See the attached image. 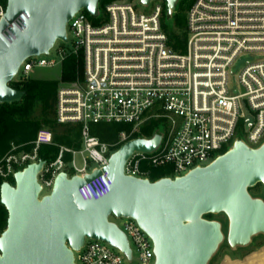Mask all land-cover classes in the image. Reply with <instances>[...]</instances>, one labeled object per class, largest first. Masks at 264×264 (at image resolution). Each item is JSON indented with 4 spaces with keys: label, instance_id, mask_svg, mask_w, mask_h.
<instances>
[{
    "label": "built area",
    "instance_id": "1",
    "mask_svg": "<svg viewBox=\"0 0 264 264\" xmlns=\"http://www.w3.org/2000/svg\"><path fill=\"white\" fill-rule=\"evenodd\" d=\"M162 11V3L147 13L134 1L122 0L99 11L98 24L84 9L69 21L72 45L69 51L59 49V67L74 55L82 58L83 74L71 85H60L57 120L82 124V146L61 147L57 159L45 163L38 175L40 196L46 188L53 189L62 171L69 177L84 176L93 170L91 163L106 167L111 155L138 138L135 133L152 119L164 121L156 131L162 134L161 143L151 153L134 152L125 164L126 175L150 179L151 168L168 167L169 177L176 178L209 165L237 140L252 148L264 143V0H195L187 11L185 52L170 49ZM4 12L0 3V18ZM28 18L21 13L2 35L14 41V28L25 30ZM49 54L26 59L17 80L30 78L35 69L55 68L56 60L43 58ZM245 56L253 60L236 73V63ZM114 122L131 124L133 129L120 133L111 144L91 134V124ZM53 142L51 130L39 129L31 152H12L0 159V176L8 181L18 170L38 162L40 147ZM65 152L72 153L70 162L64 161ZM77 155L82 156V167L76 164ZM111 185L103 172L79 193L84 200H98ZM119 227L128 238L132 258L110 243L87 239L75 252V262L131 264L137 256L135 264H155L153 241L137 221L125 218Z\"/></svg>",
    "mask_w": 264,
    "mask_h": 264
},
{
    "label": "water",
    "instance_id": "2",
    "mask_svg": "<svg viewBox=\"0 0 264 264\" xmlns=\"http://www.w3.org/2000/svg\"><path fill=\"white\" fill-rule=\"evenodd\" d=\"M101 0H7L0 18V103L20 102L25 95L11 86L23 62L31 56L49 54L57 41L68 43L67 26L80 10L99 14ZM154 0H140L148 6ZM172 15L178 0H165ZM28 15L26 28H14L9 42L3 30L17 16ZM162 134L135 138L123 144L103 169L69 177L62 171L49 194L40 196L38 175L45 161L30 163L14 174V183L4 181L1 203L8 211L7 227L0 235V264H77L87 239L100 240L132 251L124 231L112 218H132L154 244L155 264H209L222 243L244 247L264 234V198L250 189L264 188V143L252 148L242 140L212 163L186 175L158 180L125 174V164L134 152L155 151ZM107 172L110 192L98 200H84L79 189ZM225 214L223 223L206 216Z\"/></svg>",
    "mask_w": 264,
    "mask_h": 264
},
{
    "label": "trees",
    "instance_id": "3",
    "mask_svg": "<svg viewBox=\"0 0 264 264\" xmlns=\"http://www.w3.org/2000/svg\"><path fill=\"white\" fill-rule=\"evenodd\" d=\"M122 0H101L100 12L109 3ZM195 0H178L176 10L172 15L167 14L165 0H162L163 11L161 24L168 36L170 49L176 52H185L188 41L187 31V11ZM5 7L7 0H0ZM96 24L100 23L101 16L93 18ZM83 74V61L74 55L67 56L63 63L59 78L38 79L27 78L14 80L11 86L25 92L20 102L0 103V159L9 153L31 152L34 148V140L37 132L41 128H47L53 133V144L42 145L39 149V158L46 163L57 159L61 147L72 150H79L82 146V124L81 123H59L57 120V97L62 83L75 82ZM164 125L162 119H152L147 121L135 133V137L151 138L157 129ZM133 129L127 123H97L91 124L90 130L93 136L98 137L104 143H115L122 132L130 133ZM16 148L13 150V148ZM63 159L65 162L72 160V153L65 152ZM168 167L151 168L150 179L155 181L164 177H169ZM9 182L14 183V178L10 177ZM4 182L0 176V235L7 227L8 211L1 203V186ZM263 187L262 184L250 189ZM253 194V193H252ZM255 197L264 198V192ZM211 219L212 214L206 216Z\"/></svg>",
    "mask_w": 264,
    "mask_h": 264
},
{
    "label": "rangeland",
    "instance_id": "4",
    "mask_svg": "<svg viewBox=\"0 0 264 264\" xmlns=\"http://www.w3.org/2000/svg\"><path fill=\"white\" fill-rule=\"evenodd\" d=\"M130 1H134L138 5V8L140 10L145 11L147 13H150L152 11V8L154 7L155 4L162 3V0H154L153 2H151L150 5L143 6L140 4V0H130ZM100 10L101 9L99 4V11ZM68 35L71 42L64 43L61 41H57L51 53L49 55L43 56V58L47 60H56L57 66L53 69H49V68L35 69V71L32 73L30 78L37 77V78H45V79L47 78L55 79L60 77L62 67H59V64L61 62L59 49L62 48L65 51H69L71 49L73 35L70 30L68 31ZM252 60H253L252 56H245L243 58H240L235 65L234 68L235 72L236 73L239 72L242 69V67L246 65L247 61H252ZM19 77L20 76L17 75L15 80H17ZM66 85H71V83ZM161 128L162 127L157 129V131L160 130ZM76 164L78 167L83 166V160L81 155L76 156ZM96 166L97 164L91 163V165L89 166V170L94 169ZM68 170L72 172V165L68 166ZM50 192L51 190L46 188L43 193L47 194ZM260 192L261 193L264 192L263 187H260L259 189H254L251 193L259 195ZM211 219L222 222L224 226V231L225 233H227L229 222L225 214L223 213L212 214ZM112 220L115 221L119 226L123 227L125 218H112ZM136 262H137V256L135 258V261L132 262L131 264H135ZM209 264H264V234H259L253 237L251 243L244 247L232 248L227 242V240H225L220 246L217 253L213 256Z\"/></svg>",
    "mask_w": 264,
    "mask_h": 264
},
{
    "label": "crops",
    "instance_id": "5",
    "mask_svg": "<svg viewBox=\"0 0 264 264\" xmlns=\"http://www.w3.org/2000/svg\"><path fill=\"white\" fill-rule=\"evenodd\" d=\"M37 78V77H36ZM38 79H45V78H38ZM47 79H50V78H47Z\"/></svg>",
    "mask_w": 264,
    "mask_h": 264
}]
</instances>
